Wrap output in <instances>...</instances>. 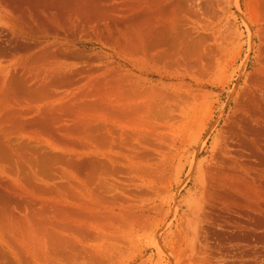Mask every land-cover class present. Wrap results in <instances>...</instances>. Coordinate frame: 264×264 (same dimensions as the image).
Returning a JSON list of instances; mask_svg holds the SVG:
<instances>
[{
	"label": "rangeland",
	"instance_id": "obj_1",
	"mask_svg": "<svg viewBox=\"0 0 264 264\" xmlns=\"http://www.w3.org/2000/svg\"><path fill=\"white\" fill-rule=\"evenodd\" d=\"M0 264H264V0H0Z\"/></svg>",
	"mask_w": 264,
	"mask_h": 264
}]
</instances>
